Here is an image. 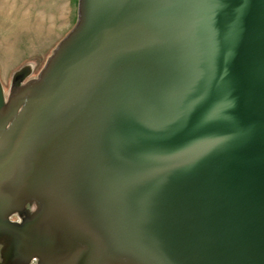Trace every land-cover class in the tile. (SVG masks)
<instances>
[{"label":"water","instance_id":"1","mask_svg":"<svg viewBox=\"0 0 264 264\" xmlns=\"http://www.w3.org/2000/svg\"><path fill=\"white\" fill-rule=\"evenodd\" d=\"M0 241L17 264H264V0H79L38 79L0 82Z\"/></svg>","mask_w":264,"mask_h":264},{"label":"rangeland","instance_id":"2","mask_svg":"<svg viewBox=\"0 0 264 264\" xmlns=\"http://www.w3.org/2000/svg\"><path fill=\"white\" fill-rule=\"evenodd\" d=\"M78 2L0 0V82L5 101L15 88L38 79L57 46L75 27ZM36 206L32 202L25 205L28 217L36 213ZM24 218V213H17L11 222L22 224ZM6 248L7 244L0 241V264H17L7 262ZM37 263L35 259L31 264Z\"/></svg>","mask_w":264,"mask_h":264},{"label":"flooded vegetation","instance_id":"3","mask_svg":"<svg viewBox=\"0 0 264 264\" xmlns=\"http://www.w3.org/2000/svg\"><path fill=\"white\" fill-rule=\"evenodd\" d=\"M35 207V206H34ZM32 208V207H31ZM33 209V208H32ZM24 215L26 216V217H28L29 215L26 213V212H24ZM24 219H26V218H24ZM34 261V260H33ZM33 261H31L29 264H31Z\"/></svg>","mask_w":264,"mask_h":264}]
</instances>
